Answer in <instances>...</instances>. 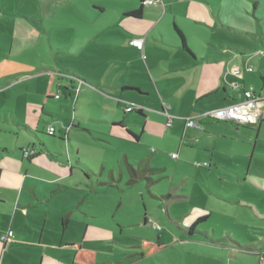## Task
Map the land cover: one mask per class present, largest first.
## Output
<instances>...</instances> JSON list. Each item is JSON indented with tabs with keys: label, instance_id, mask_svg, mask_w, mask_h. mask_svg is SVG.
Wrapping results in <instances>:
<instances>
[{
	"label": "crops",
	"instance_id": "obj_1",
	"mask_svg": "<svg viewBox=\"0 0 264 264\" xmlns=\"http://www.w3.org/2000/svg\"><path fill=\"white\" fill-rule=\"evenodd\" d=\"M189 2L191 1H186L181 7L186 20L189 16L195 23L203 14L207 15L208 11L201 3ZM177 4L178 0H162V3L146 5L142 15L136 17L129 12L139 8L141 0L125 1L118 4L113 21H98L93 26L80 23L75 25L72 37L79 42L75 43V54L86 52V59L92 60L89 65L93 69L90 75L80 71L77 77L84 79L91 86L103 88L106 95L104 106L92 99L93 96L84 88H80V95L74 99L76 82L70 81V85L64 87V93L57 91L54 95L59 94V99L45 100V95H49L46 91L43 96L37 97L41 100L40 105H25L26 110L22 113L20 111L15 113L6 107L4 116L0 112L2 121L11 126L15 124L20 134L30 138L26 143L28 146H25L18 138L14 143V140L10 141L9 138L0 136V236L8 230L14 233L10 242L3 243L0 240V264H77L74 262L75 245L80 243L63 241V236L69 229L70 215L75 203L71 202L69 197H65V208L69 209V212L55 215L53 211L55 205H51V201L54 200L52 198L71 187L72 182L91 190L101 185L100 189L105 191L124 185L128 189L138 184L144 186L143 183H148L144 179H139L134 185L128 184L130 166L137 170L142 167L161 168L159 172L166 170L155 159L156 149L152 148L142 155L141 149L138 148L142 143V135L150 133L152 128L158 133L166 134L165 136L180 134L181 143L183 141L191 143L200 137L214 134L205 131L208 124H231L237 132L224 130L215 134H230L236 137L245 135L250 139L252 149L249 166L243 176L245 181L258 185L264 191V179L249 175L253 158L259 154H255L256 143L264 138V121H259L256 125H244L202 118L199 121L201 128L182 126V120L186 123L188 117L202 115L212 109L241 101L245 90L250 87L256 92L264 90V38L260 39L261 41L252 38L255 44L232 40L226 47L211 43L202 53V50L197 51L198 48H194L187 41L186 29L192 27L179 23L178 13H175ZM94 8L104 10L96 6ZM147 10L156 13L162 11V17L147 14ZM82 11H79L80 15L83 14ZM165 18L168 19V24L162 22ZM172 21L174 29L171 26ZM177 28L184 34L188 49L184 47ZM20 29L25 32V28ZM134 39H144L142 48L132 44ZM17 42L20 44L16 45L12 41L8 46H4L9 49L8 55L13 51L20 52L29 44L38 43V40L25 39L21 35ZM249 67H252V70H249ZM234 68L239 70V74L233 72ZM47 70L53 71H48L47 74L49 79H52V73L56 71L37 64L30 70L12 76L16 78L20 76L23 79ZM78 70L74 66L72 71L67 69V74L77 75ZM94 76L98 78L97 81L92 80ZM9 81H1L0 86L7 85ZM0 92L4 93V90ZM128 92L130 94H127ZM124 93L127 95L124 96ZM54 103H65L62 105L65 108L64 114L67 112L64 126L71 127L67 137L68 148L63 152L59 147L64 143L63 138H60L64 127L52 121L53 117L61 116L62 113L52 109L51 105ZM133 103L142 104L148 109L145 108L143 112L126 111V107ZM120 108L122 112H119ZM94 112L100 115H94ZM163 112L176 117L169 127L176 126L178 130L166 131L168 123L166 125L165 123L169 121ZM128 115L132 117L129 118ZM80 117L110 126L107 135L106 132L81 127ZM261 119H264V104ZM49 126H54L56 131L55 134L48 136L50 139L47 140L40 132L46 131ZM200 129L203 130L201 134L198 131ZM72 132L78 138L72 139ZM84 132L91 136L90 138L85 134L88 140L90 138L114 145L113 158L93 157L97 165L89 161L86 163L82 159L83 153L76 145L77 140L84 139ZM119 142L133 144L134 154L125 149L120 151L119 146L117 147ZM27 147L35 148L38 151L37 155L25 157L22 150ZM98 152L100 151H95ZM172 154L171 158H178ZM233 172L239 177L242 176L240 168H235ZM153 179L155 181L146 188L153 198H158L162 178H158L157 173ZM154 185L156 188L152 191ZM44 202H48L47 208L42 205ZM206 215L209 217L212 213ZM146 219L144 217V224ZM201 234L205 235L201 241L218 246L239 245L237 239H232L233 236L210 238L211 232L208 230ZM258 236L247 237L244 246H240L257 251V255L251 251L248 253L249 257L243 259L246 264H264V255L260 254L264 253V236L261 238ZM95 264H98L97 253Z\"/></svg>",
	"mask_w": 264,
	"mask_h": 264
},
{
	"label": "rangeland",
	"instance_id": "obj_2",
	"mask_svg": "<svg viewBox=\"0 0 264 264\" xmlns=\"http://www.w3.org/2000/svg\"><path fill=\"white\" fill-rule=\"evenodd\" d=\"M125 1L133 0H0V82L10 80L7 85L0 86V91L4 90V93L0 92L2 115L5 107L22 113L26 110L25 105H40L41 100L37 97L43 96L46 91L53 96L57 91L64 93V87H68L70 81L76 82L74 99L80 95V88H84L93 96L92 99L104 106L106 95L103 88L91 86L77 77L80 71L90 75L93 69L89 63L92 60L86 59V52L75 54V43L79 42L74 40L72 33L79 23L93 26L98 21H113L118 4ZM186 1L189 0H178L175 13H178L179 23L192 27L186 29L185 36L194 48H198L197 51L204 53L211 43L226 47L232 40L255 44L252 38L257 41L264 38V0H190V4L199 2L208 11L195 23L189 16L187 21L181 10ZM94 6L104 10L99 11ZM79 11L83 14L80 15ZM146 12L162 17V11ZM162 22L168 24V19ZM171 26L174 29L173 21ZM20 28H25L26 34ZM21 35L25 39H37L38 43L29 44L22 51H13L8 55L9 49L4 46L12 41L19 45L17 40ZM36 64L55 70L52 79L47 75L53 72L49 70L23 79L12 76L30 70ZM74 66L79 69L77 75L67 74V69L72 71ZM94 77L92 80L97 81L98 78ZM258 81L261 83L259 77ZM127 94L124 93V96ZM64 104L51 105L54 111L62 113L52 118V121L64 127L60 136L64 143L59 147L62 152L68 148L67 137L71 128L64 126L67 119V112L64 114L65 108L62 107ZM119 112H122L121 108ZM163 114L167 115L169 121L165 123H168L166 131L178 130L176 126L169 127L176 117L168 112ZM94 115L100 113L94 112ZM182 122L184 127L186 123L184 120ZM80 123L86 130L102 131L106 135L110 128L83 117H80ZM206 127V132L214 134L191 143H181L178 133L165 136L153 128L150 133L142 135V143L138 145L142 155L152 148L156 149L155 159L166 169L158 173V178H162L158 198L149 194L147 183H143L144 186L138 184L132 189L124 185L105 191L100 189L101 185L91 190L72 182L71 187L54 195L51 205H55V215L69 212L65 208V197L75 203L69 229L63 236L64 243H80L84 249L95 251L98 264H246L243 259L249 257L248 253L256 254L257 251L240 246H244L247 237L264 236V191L258 185L245 181L243 176L249 166L252 142L245 135L215 134L224 130L236 131L231 124L213 123ZM198 131L200 134L203 132L202 129ZM73 132L72 139L77 137ZM83 134L84 139L77 140L76 145L86 163L89 161L97 165L95 158H113L114 145L90 140L89 133ZM85 134L90 136L89 140ZM0 136L14 140V143L18 138L25 146L30 141L27 135L20 134L15 124L11 126L1 119ZM118 146L120 151L128 150L134 154L133 144L119 142ZM173 152L178 158H171ZM255 154L249 175L264 179V138L256 143ZM235 168H240L241 177L233 172ZM156 186L151 190L154 191ZM42 205L47 208L48 202ZM209 212L212 216L199 223V232L188 236L185 230L191 220ZM144 217L147 218L145 224ZM206 230L211 232L210 238L233 236L232 239H237L239 245L218 246L201 241L205 237L201 232ZM143 239L160 242L162 246L149 255L146 254L149 250H143L146 255L142 256L139 244Z\"/></svg>",
	"mask_w": 264,
	"mask_h": 264
},
{
	"label": "built area",
	"instance_id": "obj_3",
	"mask_svg": "<svg viewBox=\"0 0 264 264\" xmlns=\"http://www.w3.org/2000/svg\"><path fill=\"white\" fill-rule=\"evenodd\" d=\"M162 3V0H143L144 5H152ZM144 39H134L132 44L142 48ZM252 70V67H249ZM235 74H239L237 68L233 69ZM264 104V90L256 92L253 87L248 88L244 92V97L241 101L217 108L215 110L207 111L202 115L191 116L186 119V125L190 127L201 128L199 121L202 118H213L220 121H235L244 125L257 124L262 117V106ZM142 104L133 103L126 107V111L132 110H144ZM48 132L54 134L55 127L49 126ZM34 153L32 149H26L24 156L28 157ZM173 157L177 155L172 154ZM14 233L12 230H8L6 233L0 236V240L4 243L10 242Z\"/></svg>",
	"mask_w": 264,
	"mask_h": 264
},
{
	"label": "trees",
	"instance_id": "obj_4",
	"mask_svg": "<svg viewBox=\"0 0 264 264\" xmlns=\"http://www.w3.org/2000/svg\"><path fill=\"white\" fill-rule=\"evenodd\" d=\"M144 6H146V5H144L143 0H141L140 7L135 9V10H132L131 12H129V14L134 15L136 17H140L143 13ZM177 31H178L179 36L182 39V43H183L184 47L186 49H188L187 44L185 42L184 34L182 33V31L179 28H177ZM59 98H60L59 94L56 96L45 95V100H53V99H59ZM137 111L143 112V110H137ZM259 121H264V119H260ZM231 122H234L236 124H240V123L235 122V121H231ZM252 125H256V124H252ZM46 131L45 130L41 131L40 135L43 137H48L50 135H53V134H50L48 132V128ZM26 149H29V150L32 149L34 151V153L31 156H28V158L35 157L38 153V151L35 148H26ZM26 149L22 150L23 155H24V151ZM129 171H130V178L128 180L129 185H134L135 183L138 182L139 179H144L148 182L147 186H149V185H151V183H153L155 181L153 179V177L155 174H157V173H159V171H161V168L142 167L140 170H137V169L133 168L132 166H130ZM165 196L168 197V195H164L163 197H165ZM206 218H208V215H201L200 217H198V219L191 220L190 226L188 225V227L185 230L187 232V235L190 236L192 234H195L196 232H199L198 225H199V223L206 220ZM145 221L147 223V219ZM161 246H162V244L160 242L159 243H152L151 241H148L146 239H143L139 244V247L142 249V251H141L142 256H145L146 254L149 255V254L153 253L154 250H159L161 248ZM75 249H76L75 254H74V262L75 263H77V264H95L96 263V253L94 251L85 250L81 247L80 244H76ZM143 250H149V251H148V253L144 254ZM260 254L264 255L263 252H261Z\"/></svg>",
	"mask_w": 264,
	"mask_h": 264
}]
</instances>
